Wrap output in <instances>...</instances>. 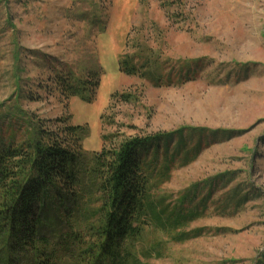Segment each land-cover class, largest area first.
I'll list each match as a JSON object with an SVG mask.
<instances>
[{
  "label": "rangeland",
  "instance_id": "374dc122",
  "mask_svg": "<svg viewBox=\"0 0 264 264\" xmlns=\"http://www.w3.org/2000/svg\"><path fill=\"white\" fill-rule=\"evenodd\" d=\"M150 54L151 69L120 71V55ZM69 69L101 70L92 102L62 94L56 76ZM65 118L85 126L88 155L204 129L193 161L152 179L165 204L205 200L185 226L200 233L176 241L150 223L139 255L144 264H264V0H0V139L20 144Z\"/></svg>",
  "mask_w": 264,
  "mask_h": 264
},
{
  "label": "trees",
  "instance_id": "16d2710c",
  "mask_svg": "<svg viewBox=\"0 0 264 264\" xmlns=\"http://www.w3.org/2000/svg\"><path fill=\"white\" fill-rule=\"evenodd\" d=\"M118 63L136 74L156 62L150 54L120 55ZM100 72L76 77L69 69L55 82L66 98L92 102ZM68 119L55 132L37 128L20 144L0 139V264H144L137 247L150 223L176 241L200 233L185 226L205 200L186 195L165 204L154 197L152 179L193 161L204 129L130 137L88 155L85 126Z\"/></svg>",
  "mask_w": 264,
  "mask_h": 264
}]
</instances>
